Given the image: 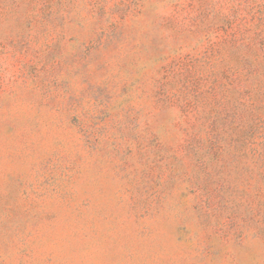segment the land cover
Wrapping results in <instances>:
<instances>
[{
    "label": "rangeland",
    "instance_id": "1",
    "mask_svg": "<svg viewBox=\"0 0 264 264\" xmlns=\"http://www.w3.org/2000/svg\"><path fill=\"white\" fill-rule=\"evenodd\" d=\"M0 264H264V0H0Z\"/></svg>",
    "mask_w": 264,
    "mask_h": 264
}]
</instances>
